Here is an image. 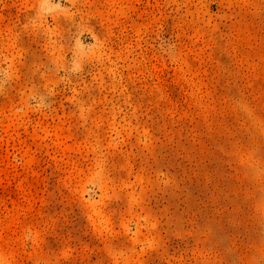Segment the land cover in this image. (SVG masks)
<instances>
[{
	"label": "rangeland",
	"instance_id": "obj_1",
	"mask_svg": "<svg viewBox=\"0 0 264 264\" xmlns=\"http://www.w3.org/2000/svg\"><path fill=\"white\" fill-rule=\"evenodd\" d=\"M0 264H264V0H0Z\"/></svg>",
	"mask_w": 264,
	"mask_h": 264
}]
</instances>
